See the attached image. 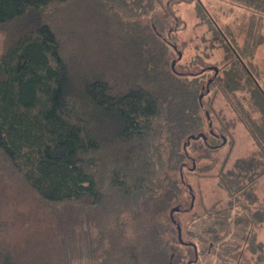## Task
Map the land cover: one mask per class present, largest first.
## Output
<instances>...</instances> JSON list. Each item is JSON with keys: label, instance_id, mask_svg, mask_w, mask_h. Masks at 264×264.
<instances>
[{"label": "trees", "instance_id": "trees-1", "mask_svg": "<svg viewBox=\"0 0 264 264\" xmlns=\"http://www.w3.org/2000/svg\"><path fill=\"white\" fill-rule=\"evenodd\" d=\"M227 1L251 13L237 32L219 25L199 0L196 6L224 53L207 85L211 68L176 66L181 56L168 36L177 24L155 12L159 5L170 10L171 0H0V189L21 183L36 198L38 217L54 221L42 244L23 239L19 248L18 240L20 257L0 249V264H143L129 222L160 193L162 177L167 194H178L171 173L182 177L191 142L212 151L231 134L212 121L205 131L202 97L213 88L256 146L232 167L225 157L220 183L231 195L258 200L246 189L264 173V62L256 60L264 0ZM200 133L206 138H191ZM207 218L183 241L190 259L217 247L220 256H233L246 243L263 250L251 231L264 210L232 219L227 207ZM171 248L168 264H179L184 256Z\"/></svg>", "mask_w": 264, "mask_h": 264}, {"label": "rangeland", "instance_id": "rangeland-1", "mask_svg": "<svg viewBox=\"0 0 264 264\" xmlns=\"http://www.w3.org/2000/svg\"><path fill=\"white\" fill-rule=\"evenodd\" d=\"M199 1L219 25L228 24L236 32L240 25L247 23L251 14L249 10L234 6L227 0ZM197 3L198 0H171L170 10L159 5L155 8V12L161 18L168 17L171 25L177 24L172 26L170 33L169 27L165 30L182 53L181 59L176 63L177 68L189 66L190 71H199L204 66L211 68L203 76L204 83L209 85L211 81L209 78L213 75L212 68L221 66L224 53L213 40L208 26L197 16ZM174 27L176 30H173ZM4 46L5 33L0 30V55ZM177 55L176 50L174 57L177 58ZM256 60L259 63L264 62V43L257 50ZM215 90L213 88L202 97L204 115L206 112L209 116L205 121V131L209 132L211 127L208 124L212 121L216 131L220 130L223 123L228 125L231 134L226 137L224 146L212 151L207 148L203 150L199 141L191 142L188 146L187 166L183 169L182 177L179 172L171 173L178 180V194L173 196L167 194L170 188L162 177L165 183H162L160 193L148 200L141 217L129 222L127 233L142 253L143 264H168L173 252L171 247L177 248L176 253L184 256L179 264L186 263L191 258L185 244L178 238V224L182 229V239L187 242L190 238L188 232L196 229L194 225L197 220L198 223L212 221L207 218L211 212L230 207L232 219H235L249 212L264 210V173L246 189L255 191L258 198L255 203L247 201L242 193L231 195L220 183L219 171L225 157L228 158L226 167H232L235 159L249 156L256 146L247 128L238 120L222 92ZM20 185L21 183L2 184L1 187H4L0 189V223L6 228V233L0 235V249L5 248L4 251L11 250L12 253L19 252L18 257L23 253L18 251L24 242L23 239H26L25 242L30 239V245L35 242L42 244L44 238L47 239L54 233L52 224L54 221L50 217L43 220L38 217L41 210L37 207L36 198L26 191L27 188ZM177 206L180 209L172 212ZM245 206L246 209L243 208ZM199 216H201L200 221ZM50 222L52 223L49 224ZM234 232L233 230L226 236L225 241L232 240ZM251 232L256 236V242L263 243L261 252L252 250L246 243L233 256L222 257L219 255L221 250L217 247L212 253L202 255L199 264H264V221L257 222ZM18 240L22 243L19 242V248L15 249L14 245ZM165 246L167 249L162 250Z\"/></svg>", "mask_w": 264, "mask_h": 264}, {"label": "water", "instance_id": "water-1", "mask_svg": "<svg viewBox=\"0 0 264 264\" xmlns=\"http://www.w3.org/2000/svg\"><path fill=\"white\" fill-rule=\"evenodd\" d=\"M179 55L181 56L182 53L179 51ZM176 61L173 62V66L175 65ZM213 69H215V71L217 72L218 71V67H213ZM203 96V94L201 95ZM198 137H203V138H206V134L204 133H200L199 135H192L191 138H198ZM224 140L226 141V138H224ZM194 197V196H193ZM192 206V205H191ZM180 207L177 206L175 207L174 209H172V212L175 211V210H179ZM177 228H178V237L180 239L181 242H183V239H182V229H181V226L180 224L177 225Z\"/></svg>", "mask_w": 264, "mask_h": 264}, {"label": "flooded vegetation", "instance_id": "flooded-vegetation-1", "mask_svg": "<svg viewBox=\"0 0 264 264\" xmlns=\"http://www.w3.org/2000/svg\"><path fill=\"white\" fill-rule=\"evenodd\" d=\"M184 243L188 244V242H184ZM186 264H199L198 255L194 259H188L187 262H186Z\"/></svg>", "mask_w": 264, "mask_h": 264}]
</instances>
